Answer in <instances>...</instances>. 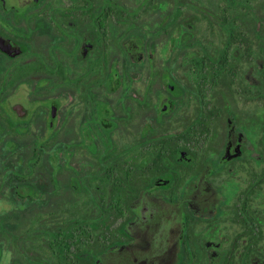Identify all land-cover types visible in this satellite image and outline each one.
I'll use <instances>...</instances> for the list:
<instances>
[{"label": "flooded vegetation", "instance_id": "flooded-vegetation-1", "mask_svg": "<svg viewBox=\"0 0 264 264\" xmlns=\"http://www.w3.org/2000/svg\"><path fill=\"white\" fill-rule=\"evenodd\" d=\"M261 1L0 0V264H264Z\"/></svg>", "mask_w": 264, "mask_h": 264}, {"label": "trees", "instance_id": "trees-1", "mask_svg": "<svg viewBox=\"0 0 264 264\" xmlns=\"http://www.w3.org/2000/svg\"><path fill=\"white\" fill-rule=\"evenodd\" d=\"M257 8V23H263L264 22V0L261 1V4H258ZM243 6H246V10L248 11L249 3L244 2ZM259 34V30L257 31ZM259 37V35H258Z\"/></svg>", "mask_w": 264, "mask_h": 264}, {"label": "rangeland", "instance_id": "rangeland-1", "mask_svg": "<svg viewBox=\"0 0 264 264\" xmlns=\"http://www.w3.org/2000/svg\"><path fill=\"white\" fill-rule=\"evenodd\" d=\"M166 208H167L166 210H167V212H168V210H170L171 206H168V207H166Z\"/></svg>", "mask_w": 264, "mask_h": 264}]
</instances>
